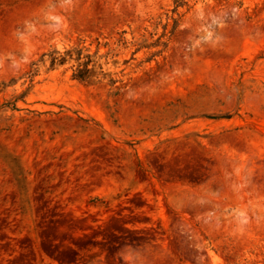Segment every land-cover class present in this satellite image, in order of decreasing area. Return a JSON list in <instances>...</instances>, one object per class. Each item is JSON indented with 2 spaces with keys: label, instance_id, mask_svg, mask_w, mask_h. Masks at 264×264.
I'll return each mask as SVG.
<instances>
[{
  "label": "rangeland",
  "instance_id": "374dc122",
  "mask_svg": "<svg viewBox=\"0 0 264 264\" xmlns=\"http://www.w3.org/2000/svg\"><path fill=\"white\" fill-rule=\"evenodd\" d=\"M69 248L264 264V0H0V264Z\"/></svg>",
  "mask_w": 264,
  "mask_h": 264
},
{
  "label": "trees",
  "instance_id": "16d2710c",
  "mask_svg": "<svg viewBox=\"0 0 264 264\" xmlns=\"http://www.w3.org/2000/svg\"><path fill=\"white\" fill-rule=\"evenodd\" d=\"M81 73H83V74H81ZM89 73H90V71L88 69L85 70V71H81L80 72L81 75H79V78L84 80V79H86L85 75L89 74ZM142 242H143V239L141 237H134V238L128 239V238H126L124 236H121L120 239H119V243L121 245L139 246ZM68 253L73 255V256H75V257H73V259H69V261H68L69 264H71L72 262L77 261L78 252L75 249L69 248Z\"/></svg>",
  "mask_w": 264,
  "mask_h": 264
}]
</instances>
